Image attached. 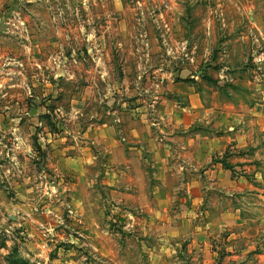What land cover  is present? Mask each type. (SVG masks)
<instances>
[{"label":"rangeland","instance_id":"rangeland-1","mask_svg":"<svg viewBox=\"0 0 264 264\" xmlns=\"http://www.w3.org/2000/svg\"><path fill=\"white\" fill-rule=\"evenodd\" d=\"M189 93L209 116L263 109L264 0H0V264H111L57 206L59 155Z\"/></svg>","mask_w":264,"mask_h":264},{"label":"crops","instance_id":"crops-1","mask_svg":"<svg viewBox=\"0 0 264 264\" xmlns=\"http://www.w3.org/2000/svg\"><path fill=\"white\" fill-rule=\"evenodd\" d=\"M189 96L161 100L157 122L135 106L123 134L92 125L59 155L69 179L57 206L111 264H264V107L209 116Z\"/></svg>","mask_w":264,"mask_h":264},{"label":"built area","instance_id":"built-area-1","mask_svg":"<svg viewBox=\"0 0 264 264\" xmlns=\"http://www.w3.org/2000/svg\"><path fill=\"white\" fill-rule=\"evenodd\" d=\"M68 211H70V210H68Z\"/></svg>","mask_w":264,"mask_h":264}]
</instances>
